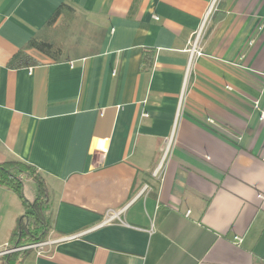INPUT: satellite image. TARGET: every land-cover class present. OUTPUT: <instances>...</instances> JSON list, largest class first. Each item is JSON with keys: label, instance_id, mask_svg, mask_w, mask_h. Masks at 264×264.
I'll use <instances>...</instances> for the list:
<instances>
[{"label": "crops", "instance_id": "0c3cea01", "mask_svg": "<svg viewBox=\"0 0 264 264\" xmlns=\"http://www.w3.org/2000/svg\"><path fill=\"white\" fill-rule=\"evenodd\" d=\"M213 2L0 0V163L44 176L63 239L23 264L264 262V0H217L180 106ZM63 4L101 31L96 54L27 48ZM22 51L39 63L12 68ZM24 212L0 186V252Z\"/></svg>", "mask_w": 264, "mask_h": 264}, {"label": "trees", "instance_id": "16d2710c", "mask_svg": "<svg viewBox=\"0 0 264 264\" xmlns=\"http://www.w3.org/2000/svg\"><path fill=\"white\" fill-rule=\"evenodd\" d=\"M72 7L63 4L46 24L41 34L33 38L27 48L51 62L68 60L72 55L87 57L98 52L102 33L86 22ZM26 51L16 56L12 68L30 67L38 64ZM26 180L36 185V196L29 201L24 193ZM0 186L13 191L25 209L12 232L13 243L7 249L30 246L44 241L52 230V221L46 216L50 195L44 176L32 165L12 160L0 163ZM32 250H21L0 257V264H23ZM255 264H264L256 261Z\"/></svg>", "mask_w": 264, "mask_h": 264}, {"label": "built area", "instance_id": "2783aa9c", "mask_svg": "<svg viewBox=\"0 0 264 264\" xmlns=\"http://www.w3.org/2000/svg\"><path fill=\"white\" fill-rule=\"evenodd\" d=\"M216 2H217V0H214L212 5L208 9L207 13L205 14L204 18L202 19L200 26L198 27V29L194 33L192 40L189 42V45H188L189 47L187 50V52H188V63H187L185 76H184L183 93H182L181 99H180V106L183 102L185 89H186L187 84L189 82V78L192 74L194 64H195L196 60L204 54L203 40H204V37L207 33L210 17L214 11V7H215ZM262 117H264V115H262ZM210 122L212 123L213 121L211 120ZM174 134H175V131H174L172 137L167 141L166 146H165L164 151H163L162 159L154 171V175L157 178L162 177V173H163V170L165 167L166 160H167V158L171 152V148H172V144H173V140H174ZM117 217H118V213L110 214L108 216L106 223H110V222L114 221ZM62 240L63 239H59V240L57 239V240H53V241L36 243V244L26 246V247H20V248L5 250V251L0 252V257L3 255L11 254L13 252H17V251H21V250H28V249H39V251H43L44 247H46V246L51 247L52 245H54V244H56ZM238 240L241 241V239H238Z\"/></svg>", "mask_w": 264, "mask_h": 264}, {"label": "rangeland", "instance_id": "374dc122", "mask_svg": "<svg viewBox=\"0 0 264 264\" xmlns=\"http://www.w3.org/2000/svg\"><path fill=\"white\" fill-rule=\"evenodd\" d=\"M187 85H188V84H187ZM25 194H26L29 198H31V197H33V196H34V198H35V196H36V194H37V192H36V185H35L32 181H27V180H26V183H25ZM48 206H49V205H48ZM45 213H46V216H47V217H50V218H51V221H52V220H53V219H52V214L48 211V207L45 209ZM50 234H51V232H50ZM50 234H49L48 237H47L44 241H42V242H47V241H53V240H56V239H53V238L51 237ZM47 247H48V246L44 247V248H43V251L46 250ZM30 250H32V251H39V249H30Z\"/></svg>", "mask_w": 264, "mask_h": 264}]
</instances>
